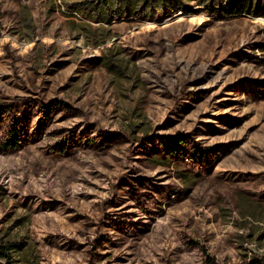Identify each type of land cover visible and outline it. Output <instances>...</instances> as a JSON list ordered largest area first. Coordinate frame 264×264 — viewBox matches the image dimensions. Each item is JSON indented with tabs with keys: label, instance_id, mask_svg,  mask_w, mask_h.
Returning <instances> with one entry per match:
<instances>
[{
	"label": "rangeland",
	"instance_id": "374dc122",
	"mask_svg": "<svg viewBox=\"0 0 264 264\" xmlns=\"http://www.w3.org/2000/svg\"><path fill=\"white\" fill-rule=\"evenodd\" d=\"M102 1L0 0V104L38 110L0 148V264H264V0Z\"/></svg>",
	"mask_w": 264,
	"mask_h": 264
},
{
	"label": "trees",
	"instance_id": "16d2710c",
	"mask_svg": "<svg viewBox=\"0 0 264 264\" xmlns=\"http://www.w3.org/2000/svg\"><path fill=\"white\" fill-rule=\"evenodd\" d=\"M123 0H103L100 3V6L105 10H113L116 8ZM160 0H153L154 2H159ZM152 3V2H151ZM219 6H223L224 4H228L229 7L227 10L223 9V13H227L232 15H240L243 13L252 14L253 13V6L252 3H248L243 5L240 3V0H219ZM104 14L105 11H104ZM110 16V15H109ZM112 17L106 19V21H111ZM35 104L32 103H20L18 101H10L8 103H1L0 104V148L6 151H17L21 145L31 141V130L34 129L35 125L34 122L36 121V115L38 110L34 108ZM54 106L50 105L45 107L44 111L45 118L43 119L42 129L39 135V138L42 136L44 130L51 126L55 122L54 117ZM95 128L87 127L83 129L84 138L90 134V132L95 131ZM78 132L76 129H73L68 134V141L67 147L77 144L78 140ZM169 154L167 155V159L171 160L173 156L181 155L184 153H188V150L191 151L192 158L195 159L194 162H203L205 165L210 167V156L214 153V150L208 148H202L194 145L192 139L185 140H172L171 144L169 145ZM171 163H166L169 165ZM165 165V166H167ZM180 172H183L182 170ZM183 176L181 175L180 178ZM147 183L144 182L142 185H146ZM152 190V189H151ZM132 193L125 194L122 192L118 197L124 195L123 201L127 200L131 197V194H135V191H130ZM149 195V193L147 192ZM242 195V194H241ZM137 198V197H136ZM134 198V199H136ZM163 198V197H162ZM161 198V200H162ZM242 200L247 198L246 195H242L240 197ZM15 247L13 245L6 244L5 246L0 245V258H5L7 260H11L14 254Z\"/></svg>",
	"mask_w": 264,
	"mask_h": 264
}]
</instances>
